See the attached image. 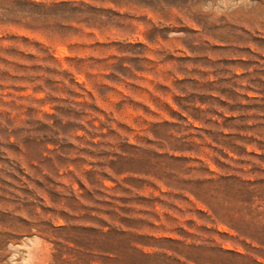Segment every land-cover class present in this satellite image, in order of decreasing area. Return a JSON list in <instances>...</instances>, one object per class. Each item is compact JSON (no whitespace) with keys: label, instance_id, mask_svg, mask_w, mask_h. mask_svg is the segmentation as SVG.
<instances>
[{"label":"rangeland","instance_id":"obj_1","mask_svg":"<svg viewBox=\"0 0 264 264\" xmlns=\"http://www.w3.org/2000/svg\"><path fill=\"white\" fill-rule=\"evenodd\" d=\"M0 264H264V0H0Z\"/></svg>","mask_w":264,"mask_h":264}]
</instances>
